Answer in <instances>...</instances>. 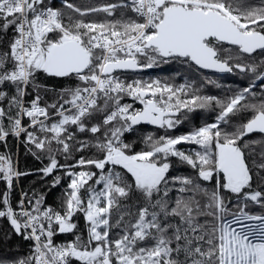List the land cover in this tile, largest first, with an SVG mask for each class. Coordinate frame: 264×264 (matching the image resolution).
<instances>
[{"label": "snow or ice", "instance_id": "obj_1", "mask_svg": "<svg viewBox=\"0 0 264 264\" xmlns=\"http://www.w3.org/2000/svg\"><path fill=\"white\" fill-rule=\"evenodd\" d=\"M0 185V264H264V0H0Z\"/></svg>", "mask_w": 264, "mask_h": 264}, {"label": "trees", "instance_id": "obj_2", "mask_svg": "<svg viewBox=\"0 0 264 264\" xmlns=\"http://www.w3.org/2000/svg\"><path fill=\"white\" fill-rule=\"evenodd\" d=\"M93 2H101V0H93ZM129 75L140 76V77H143L145 79H148V78L173 79L177 83L183 82V80H186V79H195L196 78L193 71L190 70L188 67L183 66V65H178L175 63L169 64V65H159V66L155 67V70H153L151 72L135 73V74H129ZM204 75H207L213 79H217L218 77H222V76L228 77V74H217V73H210V72H206V71H205ZM232 80H233V78L228 77L226 80L218 81V82L226 83L228 86H231V87H237L238 85L233 83ZM208 91L213 93V94L223 95V92L221 90L210 88V89H208ZM212 115L213 114H211V113H202L201 117L196 121V124L199 125L200 123H203L205 117H207L209 120H211ZM190 127H191V125L181 126L179 129L176 130V132L174 134H182V133L186 132L187 130H189ZM154 130L155 129L153 127L143 126V131H145V132L154 131ZM184 147H187V146H184ZM19 160H20V167L22 170L23 169L35 170L41 166L39 162L33 160L31 157H29L22 150L20 152ZM33 182H36L37 188L41 187V185L38 183V177L35 175L22 178L19 183H20V186L22 188L27 189ZM2 187H3V185H0V188H2ZM61 187H63V186H61ZM60 191H61V188H57V189L53 190L48 197V202L52 203L58 197V195L60 194ZM57 239L63 240V239H65V237L60 236Z\"/></svg>", "mask_w": 264, "mask_h": 264}, {"label": "water", "instance_id": "obj_3", "mask_svg": "<svg viewBox=\"0 0 264 264\" xmlns=\"http://www.w3.org/2000/svg\"><path fill=\"white\" fill-rule=\"evenodd\" d=\"M153 70H155V67L152 68V69H146V70H144L143 72H140V73L151 72V71H153ZM206 72H207V71H206ZM210 73H211V72H210ZM217 74H220V73H217ZM149 127H152V126H149Z\"/></svg>", "mask_w": 264, "mask_h": 264}, {"label": "flooded vegetation", "instance_id": "obj_4", "mask_svg": "<svg viewBox=\"0 0 264 264\" xmlns=\"http://www.w3.org/2000/svg\"><path fill=\"white\" fill-rule=\"evenodd\" d=\"M147 127H149V126H147Z\"/></svg>", "mask_w": 264, "mask_h": 264}]
</instances>
